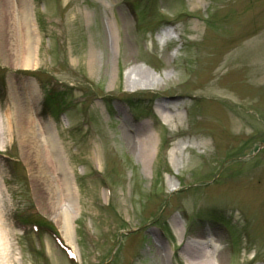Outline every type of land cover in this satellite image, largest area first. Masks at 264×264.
I'll use <instances>...</instances> for the list:
<instances>
[{
    "label": "rangeland",
    "instance_id": "obj_1",
    "mask_svg": "<svg viewBox=\"0 0 264 264\" xmlns=\"http://www.w3.org/2000/svg\"><path fill=\"white\" fill-rule=\"evenodd\" d=\"M5 1L11 29L17 6ZM192 2L29 0L33 68L4 28L0 199L11 251L0 264H188L186 243L201 235L220 239L219 264H264V0ZM167 24L175 39L165 42ZM15 106L34 131L48 125L32 154ZM142 123L153 135L143 156L132 143ZM48 139L58 163L40 153ZM34 221L49 222L75 261Z\"/></svg>",
    "mask_w": 264,
    "mask_h": 264
},
{
    "label": "bare ground",
    "instance_id": "obj_2",
    "mask_svg": "<svg viewBox=\"0 0 264 264\" xmlns=\"http://www.w3.org/2000/svg\"><path fill=\"white\" fill-rule=\"evenodd\" d=\"M14 4L17 6L16 13H13L14 15V23L12 24L16 31L19 33V39L11 38L10 40L14 41L18 44L21 42L23 44L21 47L11 48L10 51L13 53L14 57H20L23 59L22 64L26 68H33V55H34V38H35V28L34 24L30 22L28 19V4L29 0H14ZM4 3L6 4L7 1L4 0ZM201 3V0H193L192 6L198 7V5ZM7 7V6H6ZM7 9V8H6ZM6 9H4L3 6V0H0V18L4 19L6 22V26H4L2 23H0V37L4 33V28H7V30L10 29L8 17ZM195 9V8H194ZM10 12V11H8ZM197 27V25L195 26ZM15 36V35H14ZM16 44V45H17ZM8 48V46H7ZM16 48V49H15ZM7 52V49H6ZM5 52V53H6ZM88 66L89 71L91 72L93 70L92 63L96 60V55L93 52H90L89 58H88ZM147 78V77H146ZM129 80L131 78L128 77ZM147 80L150 82L149 78ZM152 81V80H151ZM135 83V82H134ZM31 100L33 102H37L38 98L35 94L34 89H31L30 94ZM159 107L162 109L161 113L164 114L162 119L166 124H168L170 121L166 118V114L173 113L172 108L168 104H161ZM15 118H16V126H17V134L20 140V143L22 147L26 148L28 151V154H32L33 150V144H37L38 135L42 133H46L48 125L42 126L40 128L34 129L32 128L31 121L28 119L26 120L25 117L21 115V109L18 106H15L13 108ZM38 127V126H37ZM146 123H142L138 126V129L136 131L138 132V136L136 140L132 139L133 148L137 151L139 155H145L147 152H150L153 146V135L149 133L147 130ZM39 130V131H38ZM42 131V132H41ZM35 138H37L35 140ZM39 145V144H38ZM40 153L44 152V155L46 158L50 159L51 163H58L60 160L59 155L57 154V151L59 148H57L56 144L52 143L49 139L47 141V144L42 142L40 143ZM43 169V168H42ZM55 170L52 169V172L54 173ZM57 172V171H56ZM59 174H66L62 171L58 170ZM68 217L65 218V222L63 227L60 229L63 236L67 237V230L69 229V222ZM219 238L215 236L210 235H201V237L197 240H194L192 242L186 243L185 248V255L188 258V264H219L218 258L215 255L216 250L219 249ZM10 240L8 237V230L5 225L4 221V207L0 202V261L2 259H8V255L10 253ZM185 256V257H186ZM191 260V261H190Z\"/></svg>",
    "mask_w": 264,
    "mask_h": 264
},
{
    "label": "trees",
    "instance_id": "obj_3",
    "mask_svg": "<svg viewBox=\"0 0 264 264\" xmlns=\"http://www.w3.org/2000/svg\"><path fill=\"white\" fill-rule=\"evenodd\" d=\"M48 97L50 98V96L48 95Z\"/></svg>",
    "mask_w": 264,
    "mask_h": 264
}]
</instances>
